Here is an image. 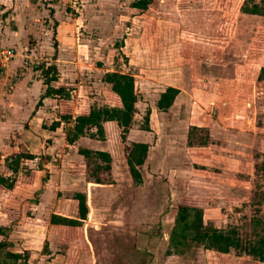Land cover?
<instances>
[{
  "label": "rangeland",
  "instance_id": "rangeland-1",
  "mask_svg": "<svg viewBox=\"0 0 264 264\" xmlns=\"http://www.w3.org/2000/svg\"><path fill=\"white\" fill-rule=\"evenodd\" d=\"M131 1L0 0V119L10 114V97L18 78L31 70L42 77L37 67L54 64L59 79L51 87L63 86L69 100L62 98L56 115L48 120L59 117L61 111L74 117L92 104L118 103L103 76L105 71L122 70L137 79L140 127L147 108L154 106L159 95V84L150 77L149 82L141 80L136 63L141 56L139 45L130 44V62L123 52L124 40L143 35L151 37L155 47L158 30L161 36L174 35L170 16L175 14L172 6L180 3L191 6L186 7L190 13L183 14L188 23L179 21L177 32L199 35L200 27H189L191 19L207 25L202 29L207 40L229 37L226 54L235 57L213 59L214 70L242 77L244 91L254 84L249 113L260 132L244 144L245 149L241 144L244 153L228 157L239 159L228 168L226 160L221 162L226 157L220 154L228 150L218 147L219 140H210L214 145L208 149L186 148L190 112L184 101L164 118L163 125L153 115L151 134L131 131V139L150 141L143 166L131 159L130 165L142 172L137 181L124 157L113 159L110 173H95L87 171L78 153L79 146H88L110 149L112 158L120 150L129 156L133 142L113 147L103 122L90 127L92 132L103 131V136L85 135L69 145L66 139L72 120L65 122L55 142L43 141L42 157L22 167L19 177L30 176L31 181V219L22 221L18 213L11 214L15 226L10 248L30 249V264H264L251 255L222 254L198 244L183 254L168 253L181 203L202 207L206 222L223 229L234 227L244 241L264 234V226L257 223L264 215V80H256V71L264 65V15L242 10L246 1L251 4L253 0H154L143 11L133 9ZM16 59L20 64L8 72ZM50 95L60 97L59 93ZM188 129V139L196 131L206 132ZM199 134L194 143L199 142ZM5 172L2 167L0 173ZM42 177H47V185L35 192ZM53 213L78 218L82 224L53 225Z\"/></svg>",
  "mask_w": 264,
  "mask_h": 264
},
{
  "label": "crops",
  "instance_id": "crops-1",
  "mask_svg": "<svg viewBox=\"0 0 264 264\" xmlns=\"http://www.w3.org/2000/svg\"><path fill=\"white\" fill-rule=\"evenodd\" d=\"M190 6L191 5H181L180 3H176L172 6L175 14L171 15L170 19L172 25H174L172 27H175L174 35H170L169 33L161 36L158 30L159 35L155 38V47L152 45V38H144L143 35H141L142 33L140 34V38L135 37L134 39V37L129 36L124 40L123 52L126 58H129L128 60L131 62L132 52L130 51L132 48H130V44H132V47L133 45H139L138 52L141 56H139L140 61L136 62L139 64V76L141 80L143 78L147 82H149L148 77L158 82L159 95L169 86L179 89L174 103L168 110L157 109L156 101L159 98L158 95L154 106H152L150 117L157 114L160 117V125H163L164 118L176 107L181 106L185 101V108L190 112L187 122L188 127L186 129L188 130L186 148L190 150L196 148H212L210 146L214 145L213 142H209L207 145L187 144L189 127L195 126L198 129H206L205 131H207L211 141L219 140L220 144L218 147L230 151H220V154H223L222 157H226L223 158L221 162L226 160L227 167L231 168V166H234L233 164H235V161L239 159L233 160L228 157L235 156L236 153H238L237 155L244 153V150H240L241 144L242 146L244 144L246 145L252 136L256 137V134L260 132L259 126H255L253 117L249 113V110H251L254 105L252 98L254 95H252L251 92V90L254 89V84L253 88L251 87V89L249 88L244 91L242 77L240 78L236 73H232L230 76L220 72L217 73V71L214 70L216 67H214L212 62L213 59H219L220 56L224 60L227 57H235L233 53H229V55L226 54V45L230 43L229 37L212 36V38L214 37L213 40H207L209 36L207 38L202 35V33H204L202 29H205L207 25L200 20L198 25L191 19L189 27L194 29L200 27L201 33L199 35L195 36L193 34H185L184 32L180 34L177 32L179 21L180 24L188 23V20L184 19L183 14L190 13V9L186 8ZM211 8L217 9V7ZM220 14L222 16L221 12ZM209 26H211V24ZM186 27H188V25H186ZM213 28H216V26ZM58 60V58L55 59L57 65H59ZM19 64V59L14 60L7 71L13 70ZM120 72L124 71L121 70ZM259 73L260 68L256 71V80H258ZM132 75L135 77V74ZM3 77L5 78L6 75ZM58 79L54 82L56 83ZM2 80L3 78L0 79V82H2ZM135 81L136 90L138 92L136 77ZM54 82L51 86H54ZM48 87L49 86L44 82V78L40 77L34 70L28 71L25 75L18 78L10 97V114L7 115V118L0 119V169L2 167L5 169L6 172L4 174H11V170L5 164L6 157L17 152H28L36 155L42 154L44 150L43 141L53 140L55 142L56 135L59 134L60 128L63 126V123H65L62 122L55 130L48 128L54 120L59 119V117L56 116L55 119L52 118L48 120L52 115H56L58 103L62 100V97L54 98L48 95ZM212 109L217 113H215V116L211 112ZM72 124L73 122L71 126ZM45 125L48 127H45ZM117 125L118 123L116 126ZM151 126L153 125L150 119V129H143L138 126L130 129L143 130L149 135L152 132ZM198 134L199 133H195V136ZM194 137L192 136V138ZM113 140L114 143H117L120 139L114 138ZM67 144L69 143L67 142ZM245 145L243 149H245ZM105 150L109 151L112 156L110 149ZM35 159H37V157ZM33 160L34 159L30 158L22 159L21 166L23 167L24 164H29V162ZM28 167L31 168V165ZM46 185L47 177H42L35 192H41ZM0 196V225L11 226V214L18 213L22 221L23 219H31L30 176H20L12 189H6L0 185ZM13 226L15 225L13 224L11 226L12 231L9 236L11 241V236L14 232ZM2 238L3 236L0 234V239Z\"/></svg>",
  "mask_w": 264,
  "mask_h": 264
},
{
  "label": "trees",
  "instance_id": "trees-1",
  "mask_svg": "<svg viewBox=\"0 0 264 264\" xmlns=\"http://www.w3.org/2000/svg\"><path fill=\"white\" fill-rule=\"evenodd\" d=\"M154 0H133L131 6L139 11L146 10ZM242 10L251 14L264 15V0L255 1L250 4L248 1L242 6ZM37 69L42 70V77L44 82L49 86L47 94H60L65 101L69 100L68 93L65 94L63 86L52 88L51 84L58 79L59 71L56 65H41ZM103 80L110 85V89L119 101L116 104H92L82 113H78L73 117L69 111H61L59 119L54 120L49 127L52 130L57 129L62 122H70L73 124L67 133V142L75 144L80 137L85 135H101L103 131H91L90 127L96 123H103L108 129V134L112 140V146L124 145L128 142H133L128 149V154L124 150L113 153V158L109 151L105 149H93L87 146H79L78 153L84 157L87 171L95 173H110L111 163L113 168V159L124 157L128 165L130 173L137 181H141L142 172L135 166H131V161L135 160L138 163L145 164L148 155L149 142L137 141L130 138L131 131L138 125L137 114L139 112L138 102L140 100L139 94L136 90V81L134 75L127 72L120 71H106ZM258 80H264V66L261 67L258 75ZM51 88V89H50ZM62 93H64L62 95ZM179 89L169 86L166 87L159 95L156 101L158 110H168L174 103ZM152 108L148 107L143 115L141 128L150 129V115ZM112 121V122H111ZM116 121L118 125L116 126ZM192 130H200L195 126H191ZM205 130V129H203ZM197 133V131H196ZM192 136V135H191ZM114 138L120 139L119 142L114 143ZM199 142L194 143L192 137L188 139V145H207L210 142L207 131L205 134H199ZM41 158L42 155H36L28 152H17L6 157L5 164L11 170V174L0 173V185L6 189H12L17 183L19 174L21 172L22 159ZM132 159V160H131ZM197 166V165H196ZM205 168V166H199ZM204 209L200 206L192 205L190 203H181L177 207L175 224L170 232L168 253L183 254L188 248L195 244L201 245L206 250L215 251L222 254H236L243 256L244 254L251 255L253 258L264 262V234L252 241H244L238 230L234 227L223 229L215 226L204 219ZM50 223L53 225L63 226H78L82 221L78 218L64 216L53 213L50 216ZM259 225L264 226V215L257 221ZM12 231L11 226L0 225V234L3 236L0 239V264H30L33 260V254L30 250L16 251L10 247L13 242L9 239ZM48 247L46 246L45 249Z\"/></svg>",
  "mask_w": 264,
  "mask_h": 264
}]
</instances>
